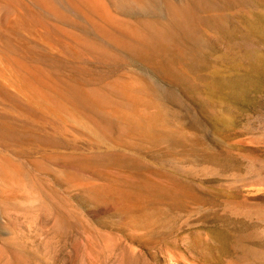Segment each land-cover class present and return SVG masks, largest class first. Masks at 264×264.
I'll return each mask as SVG.
<instances>
[{
  "label": "rangeland",
  "instance_id": "374dc122",
  "mask_svg": "<svg viewBox=\"0 0 264 264\" xmlns=\"http://www.w3.org/2000/svg\"><path fill=\"white\" fill-rule=\"evenodd\" d=\"M119 7L131 35L110 42L65 10L0 24V56L19 46L54 91L0 74V158L21 167L0 178V264H246L261 224L227 202L264 204L245 157L264 162V0Z\"/></svg>",
  "mask_w": 264,
  "mask_h": 264
},
{
  "label": "bare ground",
  "instance_id": "6f19581e",
  "mask_svg": "<svg viewBox=\"0 0 264 264\" xmlns=\"http://www.w3.org/2000/svg\"><path fill=\"white\" fill-rule=\"evenodd\" d=\"M6 1L4 4L2 5L0 4L1 8L3 9V10L0 9V24H2V26H4L12 34L26 29V27L31 23V21L35 19L36 13L46 15V17L47 16L57 17L61 15L63 10H65L66 12L77 17L84 25L92 29L95 32V34H97L104 41L110 42V40L116 38L118 40V36H123L124 34H125L124 36L126 37L131 35V33H129L130 31L129 32L127 31L129 27L128 28L126 27L127 28L126 29L125 26H122V24L120 25L119 24L120 22L117 21L119 16L115 15V11H117L115 7L117 5L118 7L119 6L123 7L125 5H132L134 0H25L28 6H25L24 12L20 10L21 7L19 4L20 1L8 0L9 1L8 3ZM120 7L118 12H120V10L122 9V8L120 9ZM3 30L5 29H2V31ZM134 32L136 31H133V33ZM8 36H10V34ZM120 38L121 37H119V39ZM123 41L125 42V40ZM15 45L18 44L16 43ZM18 48L19 46L11 48L10 49L11 51L8 55H5L4 57L0 56L3 57V59L1 58V60L3 61L1 62L3 64L1 63L0 66V74L4 75L5 72L8 73L9 71V73H11L12 71L17 76V78L19 77L25 83V86L37 97L45 98L46 96L47 97L52 96L54 94V91L52 89L51 82L47 74L45 73V68L42 67L41 64L39 63H33L26 59H22L20 56H18L15 53V49L19 51ZM15 75L12 76L15 77ZM99 95L101 97L104 94L98 91L97 96ZM107 95L109 94L107 93ZM108 99L110 98H107V100ZM256 140L257 142L261 144L263 143L264 145V129L261 131L260 135L257 137ZM245 157L247 160L246 165L249 175V180L247 182L248 183L247 185L256 192L264 193V162H259L250 155H247ZM20 168H21L20 166H17L9 161H5L3 160L2 157L0 158V178L3 180V182H5L6 185L8 186L13 185V183L16 180L14 178L21 174ZM227 209L233 216H239L250 221L259 222L261 226L253 230L251 233L257 236L256 238H258V236L264 237V204L263 203H260L259 201L255 200V198L249 199L248 197L242 196V199L240 200L228 201ZM255 236L252 237L254 238ZM256 261L257 263L258 261L264 262V252H260L257 251L256 249L254 250L252 248L251 249L249 248L246 251V264H257Z\"/></svg>",
  "mask_w": 264,
  "mask_h": 264
}]
</instances>
